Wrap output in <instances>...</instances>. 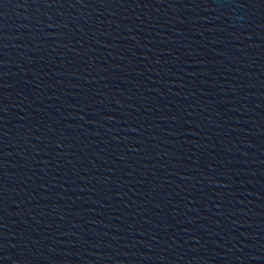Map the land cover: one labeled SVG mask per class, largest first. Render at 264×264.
<instances>
[{
  "label": "water",
  "instance_id": "water-1",
  "mask_svg": "<svg viewBox=\"0 0 264 264\" xmlns=\"http://www.w3.org/2000/svg\"><path fill=\"white\" fill-rule=\"evenodd\" d=\"M0 264H264V0H0Z\"/></svg>",
  "mask_w": 264,
  "mask_h": 264
}]
</instances>
